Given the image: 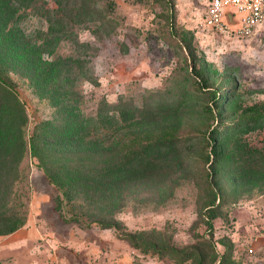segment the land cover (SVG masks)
<instances>
[{
    "label": "rangeland",
    "instance_id": "rangeland-1",
    "mask_svg": "<svg viewBox=\"0 0 264 264\" xmlns=\"http://www.w3.org/2000/svg\"><path fill=\"white\" fill-rule=\"evenodd\" d=\"M208 3L0 0V264H193L142 253L141 233L264 264V23L206 27ZM48 122L62 130L34 157Z\"/></svg>",
    "mask_w": 264,
    "mask_h": 264
},
{
    "label": "trees",
    "instance_id": "trees-1",
    "mask_svg": "<svg viewBox=\"0 0 264 264\" xmlns=\"http://www.w3.org/2000/svg\"><path fill=\"white\" fill-rule=\"evenodd\" d=\"M169 34L177 41L178 45L181 48H184L189 61L191 65V69L195 71V63H196V54L194 47L192 45V40H193V32L188 29L184 28H179L176 26L175 22V10L173 7V4H170V15H169ZM207 83L206 81H203L201 83V88L200 86L197 85L199 90H205L202 88V86H206ZM215 92H213V96H215ZM216 98V97H214ZM213 98V99H214ZM209 112H211L210 108L206 106L205 108ZM219 123L217 122L215 126H213L209 130V134L212 136H216L219 134L220 130L223 129L224 125H218ZM223 124V123H222ZM42 128V127H41ZM62 129H59L56 125L51 124L48 122L47 124L43 125V132H35L33 135H31L30 139V150H31V155L34 157L39 158V153H38V142L41 138H45V141L48 142V140L52 139L53 137L58 136L57 134L61 132ZM43 134V135H42ZM169 140L176 138L173 135H170L167 137ZM162 140V139H159ZM215 138L212 139V142H210V153L207 155L206 159L208 162L211 161V165H213V162L219 158V150L217 149L215 145ZM210 155L212 156V159H210ZM46 174L51 177V173L48 171V169H45ZM55 178L53 181L57 183L60 187H63L65 184H71L72 182H77V179L75 176H57L54 175ZM24 222L17 221L16 223H13L7 227L5 231H3L2 234H7L15 229L21 227ZM151 233H141L140 235H135V234H128L127 240L130 242V244L134 247L139 249L142 253H150L153 255H157L158 257H165L169 256L171 258H176V254L180 253L182 255H179L178 257L180 258L183 256L182 259H178L179 261H182L183 259H191L193 261V264H204L205 258L204 254L199 250V249H191V250H178L175 246H173L170 243H163V244H158L157 242L154 241L153 238L150 237ZM145 235V236H143Z\"/></svg>",
    "mask_w": 264,
    "mask_h": 264
},
{
    "label": "built area",
    "instance_id": "built-area-1",
    "mask_svg": "<svg viewBox=\"0 0 264 264\" xmlns=\"http://www.w3.org/2000/svg\"><path fill=\"white\" fill-rule=\"evenodd\" d=\"M263 23L264 0H209L203 16L206 27L231 30L237 35L251 34ZM232 24L238 25L231 29Z\"/></svg>",
    "mask_w": 264,
    "mask_h": 264
},
{
    "label": "water",
    "instance_id": "water-1",
    "mask_svg": "<svg viewBox=\"0 0 264 264\" xmlns=\"http://www.w3.org/2000/svg\"><path fill=\"white\" fill-rule=\"evenodd\" d=\"M229 20L231 21V14L227 13Z\"/></svg>",
    "mask_w": 264,
    "mask_h": 264
}]
</instances>
